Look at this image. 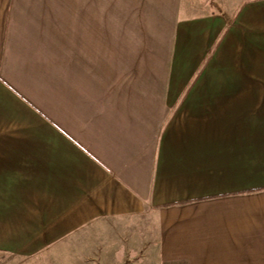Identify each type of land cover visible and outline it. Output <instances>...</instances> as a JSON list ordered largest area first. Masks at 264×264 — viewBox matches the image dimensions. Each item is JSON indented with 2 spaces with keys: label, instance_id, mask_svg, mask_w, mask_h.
I'll return each mask as SVG.
<instances>
[{
  "label": "crops",
  "instance_id": "obj_1",
  "mask_svg": "<svg viewBox=\"0 0 264 264\" xmlns=\"http://www.w3.org/2000/svg\"><path fill=\"white\" fill-rule=\"evenodd\" d=\"M135 1L204 87L103 62V0H0V145L44 146L0 172V264H264V0Z\"/></svg>",
  "mask_w": 264,
  "mask_h": 264
},
{
  "label": "rangeland",
  "instance_id": "obj_2",
  "mask_svg": "<svg viewBox=\"0 0 264 264\" xmlns=\"http://www.w3.org/2000/svg\"><path fill=\"white\" fill-rule=\"evenodd\" d=\"M109 1L110 0H103V62L109 61L110 55L112 57H117L114 62L117 63L118 72H120L121 67L125 68L127 64V68H130V70L133 69L136 74L140 76L148 74L151 77L149 82H141L139 80L140 82H137L139 87L162 88V81H157L156 77L157 69L160 67L159 63L164 58L166 60V73L171 75L176 72L175 77L181 76V79L178 78L174 81L168 78L169 81H166L165 87L172 88L174 85V88H190L191 86L195 87L197 83L202 85L201 87H204V81L200 82L195 80L199 78L201 73L205 72L204 63L200 66L188 64L189 62H187L188 65L186 66L177 65L178 63L175 64L173 57L175 41L173 38V31L171 30L172 27H164L165 25L161 24L160 27H157L154 23V20L157 18L153 17V15L150 16L149 13L146 14L142 12L145 10L139 9L136 6L137 2L135 0H113L112 3L116 6V13L114 16H110V10L112 9L107 5ZM184 1L188 3L192 15H201L206 12V0ZM219 2L220 0H210L208 3L210 6H214V10H217ZM105 5L107 6L105 7ZM193 5L199 8H195ZM209 5L207 10L212 9ZM105 8H107V11H105ZM163 24H165L164 20ZM110 25L113 27H109ZM109 29L113 30L111 34L108 33ZM127 29H133V31L128 32L126 31ZM111 41L117 42V46L114 44L110 45ZM186 42L187 41L182 40L178 44L180 47V55L183 57L184 52L183 49H181V44L186 46ZM192 57H194V55H192L191 58ZM104 65L105 64H103V66ZM103 70H105V67H103ZM106 83L107 81L103 80V85ZM23 131L24 130H22V132ZM22 141V151H19L20 154L18 152L13 154V152H9L10 150L7 149V146L0 145V151L3 148L7 153L9 152L8 156L11 158L10 160L0 159V172H39V169H44V163L39 160V158L41 159V151L44 146L38 151L39 145H30L24 140ZM33 147L34 151L32 152L31 148ZM13 157L16 158L14 159Z\"/></svg>",
  "mask_w": 264,
  "mask_h": 264
}]
</instances>
